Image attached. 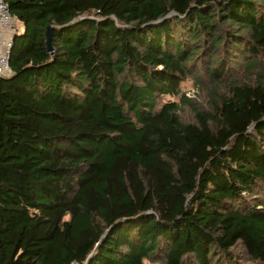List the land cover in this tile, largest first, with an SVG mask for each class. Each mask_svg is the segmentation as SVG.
Masks as SVG:
<instances>
[{"label":"trees","instance_id":"16d2710c","mask_svg":"<svg viewBox=\"0 0 264 264\" xmlns=\"http://www.w3.org/2000/svg\"><path fill=\"white\" fill-rule=\"evenodd\" d=\"M6 1L0 264H264V0Z\"/></svg>","mask_w":264,"mask_h":264},{"label":"built area","instance_id":"2783aa9c","mask_svg":"<svg viewBox=\"0 0 264 264\" xmlns=\"http://www.w3.org/2000/svg\"><path fill=\"white\" fill-rule=\"evenodd\" d=\"M17 19L9 10L6 0H0V77L10 72V50L16 29ZM69 264H85L71 261Z\"/></svg>","mask_w":264,"mask_h":264},{"label":"rangeland","instance_id":"374dc122","mask_svg":"<svg viewBox=\"0 0 264 264\" xmlns=\"http://www.w3.org/2000/svg\"><path fill=\"white\" fill-rule=\"evenodd\" d=\"M16 29L17 31H20L22 30V24L20 22H16ZM261 60H262V66H264V54L260 57ZM241 63L242 62H239L238 65L236 66V70H237V75L238 77L241 79V78H244L246 76V72L245 70H243L241 67ZM181 89L189 96L191 97H197V95L199 94V91L197 90L198 88L195 87L193 84H192V79L189 78L188 81H186L185 83L182 84L181 86ZM201 98V96H200ZM179 99V96H165L163 97L162 101H170V100H173V101H177ZM203 101V100H202ZM201 102V101H200ZM182 117L185 119V120H189L190 119V114L189 112L187 111V109H184L182 111ZM235 251L236 253L239 255V257L243 260H246V256L245 254L239 250V247H235ZM147 264L148 263H151V262H146ZM154 264H161L160 261H156Z\"/></svg>","mask_w":264,"mask_h":264},{"label":"water","instance_id":"95a60500","mask_svg":"<svg viewBox=\"0 0 264 264\" xmlns=\"http://www.w3.org/2000/svg\"><path fill=\"white\" fill-rule=\"evenodd\" d=\"M51 25H48L46 28V45L48 48V51H52V46H51Z\"/></svg>","mask_w":264,"mask_h":264}]
</instances>
